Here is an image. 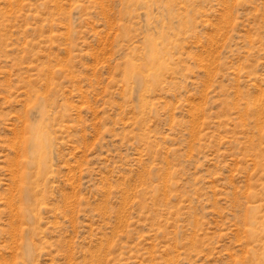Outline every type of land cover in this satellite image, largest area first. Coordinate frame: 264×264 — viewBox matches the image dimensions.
<instances>
[{
	"label": "rangeland",
	"instance_id": "obj_1",
	"mask_svg": "<svg viewBox=\"0 0 264 264\" xmlns=\"http://www.w3.org/2000/svg\"><path fill=\"white\" fill-rule=\"evenodd\" d=\"M0 264H264V0H0Z\"/></svg>",
	"mask_w": 264,
	"mask_h": 264
},
{
	"label": "bare ground",
	"instance_id": "obj_2",
	"mask_svg": "<svg viewBox=\"0 0 264 264\" xmlns=\"http://www.w3.org/2000/svg\"><path fill=\"white\" fill-rule=\"evenodd\" d=\"M35 147V146H34ZM253 225V224H252Z\"/></svg>",
	"mask_w": 264,
	"mask_h": 264
}]
</instances>
